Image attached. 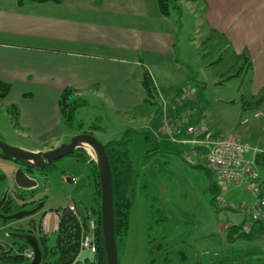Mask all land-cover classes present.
Returning <instances> with one entry per match:
<instances>
[{
	"label": "rangeland",
	"instance_id": "obj_1",
	"mask_svg": "<svg viewBox=\"0 0 264 264\" xmlns=\"http://www.w3.org/2000/svg\"><path fill=\"white\" fill-rule=\"evenodd\" d=\"M185 1L171 3L169 13L176 28V68L169 73L166 68L156 70L162 74L156 84L151 75L155 103L151 105L152 114L146 115L145 120L140 113L131 112L125 117L109 114L104 101L88 92L82 96L86 104L74 113L73 125L68 127L63 122L59 130L63 134L55 132L60 138L50 139L54 135L49 133L47 138L39 140L26 137L18 125L15 126L16 121L3 100L0 101V140L24 149L41 144L49 150L69 141L76 133L90 131L94 125L100 129H94L93 135L103 144L120 139L126 129L148 131L153 127L150 123H157L159 131L164 133V115L160 112L168 114L170 107L173 110L179 108L181 116L183 105L190 100H194V107L199 110H195L196 119L205 116L210 128L219 134L243 135L258 130L264 123V100L257 103L258 97L253 96L251 74L240 69L241 65L225 49L223 41L217 36H208L204 26L199 34H195L193 6ZM229 75L233 76L229 78ZM159 85L162 89L173 87L169 96L174 92L180 94L173 102L160 89L156 90ZM175 89L177 91H173ZM187 92L189 97L182 105L178 102L176 108V102ZM188 104L191 106L190 102ZM257 110L261 111V117H254ZM245 118L249 122L243 124ZM196 146L200 145L194 144V148ZM147 147L150 148L151 143ZM80 149L91 160L89 158L85 163L68 155L55 160L41 172L39 186L41 202H44L41 213L45 208L56 211L71 203L81 204L84 208L92 205L88 164L95 161V153L89 146ZM161 150L145 158V168L144 161L136 162L139 176L128 235L120 241V264H161L160 257L167 250L165 257L170 254L173 264H177L175 258L179 259V264H264V239L258 237L264 224L263 228L257 226L255 231L241 234L243 223L250 220L246 213L254 204V196L246 183L227 184L220 200L216 186L219 182L210 170L183 158L186 151L191 153L193 148L171 144ZM14 167L11 159H0V197L11 186ZM55 231L49 233L50 246L54 244ZM242 235L246 237L238 238ZM82 264H86L84 260Z\"/></svg>",
	"mask_w": 264,
	"mask_h": 264
},
{
	"label": "crops",
	"instance_id": "obj_2",
	"mask_svg": "<svg viewBox=\"0 0 264 264\" xmlns=\"http://www.w3.org/2000/svg\"><path fill=\"white\" fill-rule=\"evenodd\" d=\"M185 2L193 6L195 34L204 26L208 36L221 39L240 69L251 74L253 96L259 97L264 90V0ZM175 41V24L170 15L160 12L158 0H62L24 5L18 0H0V81L11 85L4 103L10 114L15 108V126L26 137L39 140L49 133L54 135L50 139L63 134L59 131L64 122L59 98L67 87L75 90V96L88 92L99 96L109 114L125 117L140 113L145 120L155 101L146 100L143 75L151 74L156 84L162 75L156 70L166 68L169 73L176 68ZM167 87L159 85L156 90L174 102L180 93L169 96L172 86ZM188 102L184 107L198 110L194 100ZM168 111L171 120L180 117L179 108ZM190 120L195 122L196 115ZM150 126L160 139L165 137L157 123ZM57 131L61 133L55 135ZM249 133L237 135L264 147V123ZM178 136L188 142L177 144L194 148L189 143L192 135L182 130ZM27 149L47 150L41 144ZM258 169L264 179V164ZM49 216L44 222L46 231ZM260 222L263 228L264 220ZM255 223L251 224L253 231L258 226ZM242 231L248 230L242 226ZM258 237L264 239L263 229Z\"/></svg>",
	"mask_w": 264,
	"mask_h": 264
},
{
	"label": "trees",
	"instance_id": "obj_3",
	"mask_svg": "<svg viewBox=\"0 0 264 264\" xmlns=\"http://www.w3.org/2000/svg\"><path fill=\"white\" fill-rule=\"evenodd\" d=\"M176 0H158L160 12L168 16L170 13V6ZM28 2L34 3H60L62 0H18L19 5H24ZM246 60V56H243ZM229 75L228 77H232ZM143 86L147 93L146 100L148 102L154 101L155 85L151 74L145 72L143 75ZM11 91V85L8 82L0 81V101L5 99ZM264 100V90L258 97L257 103H261ZM86 104V100L83 97L75 96V90L73 88H65L59 98V108L63 117V121L68 127H71L74 123V113L78 107ZM15 109V108H14ZM10 110L15 124H17L16 111ZM94 129H100L99 126H92L90 131H85L93 134ZM80 131V130H79ZM80 133V132H79ZM152 129L148 131H135L126 129L123 136L120 139L111 140L105 143V148L109 156L112 176H113V205L115 214V234L118 246V252L120 250V241L125 239L128 235L130 212L133 206V194L136 189V182L139 176L137 170V161H144L143 168H145L146 159L149 156L161 152V147L168 145H175V142L169 139L163 132L165 142L159 138L158 134ZM151 143V147L149 146ZM164 145V146H162ZM82 149L76 150L72 155L76 156L79 160L87 162L90 157H84ZM164 151V150H163ZM4 156V155H3ZM6 157V156H5ZM146 158V159H145ZM184 158V157H183ZM91 160V158H90ZM258 165L264 164V157H258ZM192 164V163H190ZM198 165V164H196ZM200 165V164H199ZM89 167V179L92 186V205L91 208L97 213L99 218L98 229V250L95 255L84 259L86 264H107L106 253L104 249L102 232H101V184L98 175V169L94 160L90 161ZM154 167V166H153ZM219 190V185H216ZM56 212L60 215L57 230L55 231V241L52 246L48 244V236L50 234L44 231L43 218L41 217V250L42 261L40 264H82L81 257V237L83 234L84 225L86 224L85 218H79L73 215L68 207L64 209H57ZM261 222H256L254 226L262 227ZM244 224V223H243ZM243 226V225H242ZM253 226V225H252ZM235 229V228H234ZM251 227L248 231H243L241 234L252 232ZM246 237V235L239 236L238 238ZM26 246V245H25ZM27 247V246H26ZM185 256L183 257V259ZM26 261L24 257L20 255L13 256V262L21 263ZM120 263V256H119Z\"/></svg>",
	"mask_w": 264,
	"mask_h": 264
},
{
	"label": "built area",
	"instance_id": "obj_4",
	"mask_svg": "<svg viewBox=\"0 0 264 264\" xmlns=\"http://www.w3.org/2000/svg\"><path fill=\"white\" fill-rule=\"evenodd\" d=\"M189 97V92L185 93L177 106L183 104ZM184 106V105H183ZM180 118L168 119L164 114V134L175 142L186 143L188 140L179 138L180 132L184 130L193 136L189 143L199 144L202 150L193 148V151L186 152L184 158L187 162L205 165L212 175L217 178L219 185L218 198L222 200L224 188L229 183H246L247 189L254 196V204L246 214L250 217V222L243 224L244 230H249L253 222L264 220V179L258 169V157H264V147L252 145L244 141L237 134H219L210 128L205 116H198L195 122L190 121V114L196 111L183 107ZM165 110V108H164ZM261 111H256L254 117H261ZM249 122L248 118L242 120L243 124ZM224 200V199H223ZM79 204L71 203L69 211L76 217L81 218ZM83 208V207H82ZM86 219L83 234L81 237V254H85L84 259L96 254L98 250V229L99 218L97 213L91 208H83ZM28 258H33V251L27 252Z\"/></svg>",
	"mask_w": 264,
	"mask_h": 264
},
{
	"label": "water",
	"instance_id": "obj_5",
	"mask_svg": "<svg viewBox=\"0 0 264 264\" xmlns=\"http://www.w3.org/2000/svg\"><path fill=\"white\" fill-rule=\"evenodd\" d=\"M89 146L95 153V162L101 184V232L107 264H120L119 252L115 234V214L113 205V176L108 153L105 145L93 134L80 132L71 136L69 141L61 143L59 146L41 151H32L21 147H16L0 140V152L15 161H20L33 169L49 167L55 160L72 155L76 150ZM16 183L23 188H31L37 184L23 168H18L15 174ZM43 202H41V208ZM1 207V205H0ZM35 210L19 212L17 214L4 216L0 213V218L5 222L11 219H22L30 216ZM80 215L85 216L84 210L80 208ZM46 218V217H45ZM49 232L56 229V214H51L49 218ZM16 237L24 239L34 250V259L27 264H40L42 261V250L38 239L32 234H14ZM2 264V263H0Z\"/></svg>",
	"mask_w": 264,
	"mask_h": 264
},
{
	"label": "flooded vegetation",
	"instance_id": "obj_6",
	"mask_svg": "<svg viewBox=\"0 0 264 264\" xmlns=\"http://www.w3.org/2000/svg\"><path fill=\"white\" fill-rule=\"evenodd\" d=\"M0 159L11 158L3 156V154L0 152ZM11 161H13L15 165V167L13 168L11 186L7 187V189L3 192L2 196L0 197V213L4 216H8L24 211L35 210V212L32 215L24 217L22 219H11L5 222L0 218V263L27 264L34 259V250L24 239L16 237L14 234L34 235L38 239L41 248V217L43 218L44 226V222L46 221L48 215L56 214V224L58 225L60 215L58 212L51 209L44 210L41 213L42 200L39 182L41 180V172H44L46 168L44 170L33 169L20 161H15L13 159H11ZM52 164L53 163H51L50 166ZM18 168H23V170L26 172V174H28V176L37 181V184L31 188H23L19 186L15 180V174ZM44 231L49 234V230ZM29 250L33 251L34 257L32 259L27 257V252ZM168 251L169 250H167L165 254H163L162 258L160 257L161 264H173L170 254L168 255L169 257H165ZM14 255H20L24 257L26 261H23L21 263H15L13 262ZM155 259L158 260L159 258L155 257ZM174 261H177V264H179V259L175 258Z\"/></svg>",
	"mask_w": 264,
	"mask_h": 264
}]
</instances>
